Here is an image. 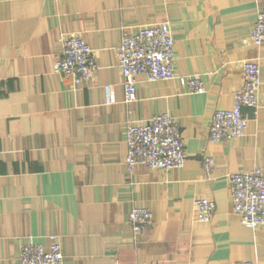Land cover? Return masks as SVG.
Returning a JSON list of instances; mask_svg holds the SVG:
<instances>
[{
  "label": "crops",
  "instance_id": "0c3cea01",
  "mask_svg": "<svg viewBox=\"0 0 264 264\" xmlns=\"http://www.w3.org/2000/svg\"><path fill=\"white\" fill-rule=\"evenodd\" d=\"M264 0H0V264H18L22 246L47 252L59 238L63 264H264V228L233 213L229 176L264 174V42L250 33ZM167 24L174 71L198 77L203 93L175 81L135 78L124 103L116 48L123 29ZM80 35L97 71L75 83L57 68L60 39ZM260 69L259 104L242 109L241 138L213 143L217 110L241 89V62ZM167 114L178 124L185 162L169 172L129 174L126 126ZM213 161L210 172L204 158ZM211 200L209 222L193 203ZM132 208L152 214L135 236Z\"/></svg>",
  "mask_w": 264,
  "mask_h": 264
},
{
  "label": "built area",
  "instance_id": "2783aa9c",
  "mask_svg": "<svg viewBox=\"0 0 264 264\" xmlns=\"http://www.w3.org/2000/svg\"><path fill=\"white\" fill-rule=\"evenodd\" d=\"M255 46L264 42V5L258 12L250 33ZM62 57L57 62L58 71L75 83L90 80L98 66L92 50L78 34H65L60 39ZM117 68L122 79L124 103L129 106L136 99L135 78L146 76L148 82L175 81L189 94L203 93V85L196 76H179L174 71V40L167 24L140 26L134 32L123 29L116 48ZM242 85L234 94L229 110L213 113L207 132L210 142H228L241 138L248 125L242 109L258 107L260 69L257 63L241 62ZM127 154L124 167L133 174L139 167L169 172L181 169L185 162L184 145L176 120L167 114L155 115L139 124L126 126ZM203 167L210 172L213 161L205 157ZM230 198L233 213L247 229L264 228V174L257 169L229 176ZM193 219L209 222L215 212L211 200L200 199L193 203ZM135 236L149 231L153 226L152 214L143 208H132L128 216ZM46 252L39 244L28 243L21 247L18 264H63L59 238L50 236ZM235 264H254L238 262Z\"/></svg>",
  "mask_w": 264,
  "mask_h": 264
}]
</instances>
